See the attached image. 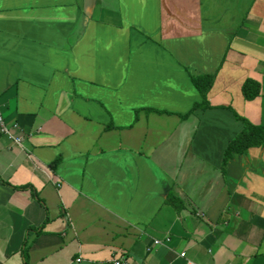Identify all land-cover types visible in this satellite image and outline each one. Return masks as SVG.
I'll return each instance as SVG.
<instances>
[{"label": "crops", "instance_id": "0c3cea01", "mask_svg": "<svg viewBox=\"0 0 264 264\" xmlns=\"http://www.w3.org/2000/svg\"><path fill=\"white\" fill-rule=\"evenodd\" d=\"M195 1L0 0V264H264V0Z\"/></svg>", "mask_w": 264, "mask_h": 264}, {"label": "trees", "instance_id": "16d2710c", "mask_svg": "<svg viewBox=\"0 0 264 264\" xmlns=\"http://www.w3.org/2000/svg\"><path fill=\"white\" fill-rule=\"evenodd\" d=\"M215 75L190 76L193 87L201 97V102L196 103L191 112L194 110H205L210 106L206 100V95L211 88ZM245 101H252L260 96V85L252 79H246L241 88ZM185 116H183L184 118ZM236 120L242 122L243 129L227 145L223 155V167L226 166L234 155H244L249 149L264 148V126H254L246 119L239 117L234 113ZM57 164V161L54 163ZM53 164V165H54ZM25 256V254H23ZM26 262V260H24Z\"/></svg>", "mask_w": 264, "mask_h": 264}, {"label": "rangeland", "instance_id": "374dc122", "mask_svg": "<svg viewBox=\"0 0 264 264\" xmlns=\"http://www.w3.org/2000/svg\"><path fill=\"white\" fill-rule=\"evenodd\" d=\"M251 0H197L193 3V25L225 27L239 23Z\"/></svg>", "mask_w": 264, "mask_h": 264}, {"label": "built area", "instance_id": "2783aa9c", "mask_svg": "<svg viewBox=\"0 0 264 264\" xmlns=\"http://www.w3.org/2000/svg\"><path fill=\"white\" fill-rule=\"evenodd\" d=\"M0 124L2 125L1 120H0ZM183 256H184V254H181V257H183ZM77 262H79V260H77ZM114 263L115 264H125V262L122 260V258L117 259V260L115 259Z\"/></svg>", "mask_w": 264, "mask_h": 264}]
</instances>
